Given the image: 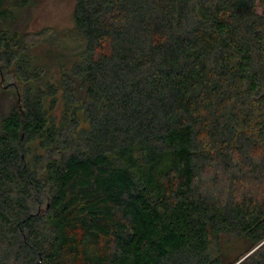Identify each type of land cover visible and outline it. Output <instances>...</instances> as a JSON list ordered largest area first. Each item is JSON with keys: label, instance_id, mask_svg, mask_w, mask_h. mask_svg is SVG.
I'll list each match as a JSON object with an SVG mask.
<instances>
[{"label": "trees", "instance_id": "1", "mask_svg": "<svg viewBox=\"0 0 264 264\" xmlns=\"http://www.w3.org/2000/svg\"><path fill=\"white\" fill-rule=\"evenodd\" d=\"M0 0V264H264V0Z\"/></svg>", "mask_w": 264, "mask_h": 264}, {"label": "rangeland", "instance_id": "2", "mask_svg": "<svg viewBox=\"0 0 264 264\" xmlns=\"http://www.w3.org/2000/svg\"><path fill=\"white\" fill-rule=\"evenodd\" d=\"M13 2L14 0H10ZM74 0H36L16 24L19 31L40 32L45 28L63 31L72 27Z\"/></svg>", "mask_w": 264, "mask_h": 264}]
</instances>
